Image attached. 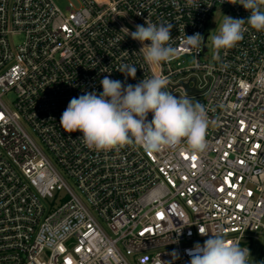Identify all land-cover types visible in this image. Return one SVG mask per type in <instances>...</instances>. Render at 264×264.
I'll use <instances>...</instances> for the list:
<instances>
[{"label":"built area","instance_id":"built-area-1","mask_svg":"<svg viewBox=\"0 0 264 264\" xmlns=\"http://www.w3.org/2000/svg\"><path fill=\"white\" fill-rule=\"evenodd\" d=\"M75 2L0 0V264H189L186 249L208 238L199 228L249 249L264 236V32L246 23L240 42L204 61L214 11L249 16L237 0ZM146 21L173 26L175 59L144 61L124 23ZM195 33L200 47L186 50ZM154 75L205 106L203 151H98L61 127L69 101L102 92L104 76Z\"/></svg>","mask_w":264,"mask_h":264},{"label":"clouds","instance_id":"clouds-1","mask_svg":"<svg viewBox=\"0 0 264 264\" xmlns=\"http://www.w3.org/2000/svg\"><path fill=\"white\" fill-rule=\"evenodd\" d=\"M187 5L199 7L196 0H187ZM239 5L250 14L247 19L224 15L218 34L211 37L217 54L221 49L233 48L243 39L246 23L264 32V0H240ZM145 23L146 26L135 25V31L125 29L133 40L143 45L144 61L158 65L175 59L177 49L169 43L173 26ZM202 41L201 34L195 33L186 35L183 43L185 49L190 50L198 49ZM117 70L134 79L137 68L122 65ZM100 84L103 89L100 93L91 91L73 97L59 122L68 133H82L81 139L89 149L107 151L138 146L154 154L176 149L182 143L193 152L205 149L208 128L205 106L194 103L187 94L179 97L167 91L168 81L162 75L142 79L135 85L104 76ZM199 232L208 238L203 244L197 242L186 249L189 264H248L249 249L242 248L239 242L221 234L209 235L203 228H199ZM172 255L178 258L177 253Z\"/></svg>","mask_w":264,"mask_h":264},{"label":"rangeland","instance_id":"rangeland-1","mask_svg":"<svg viewBox=\"0 0 264 264\" xmlns=\"http://www.w3.org/2000/svg\"><path fill=\"white\" fill-rule=\"evenodd\" d=\"M237 1L240 2V0H237ZM54 2L62 11H65L70 3L76 5L75 0H54ZM224 15L230 16L229 13H227L226 10L223 8H217L213 12V15L211 17V20L208 25V30H207V33L209 34L208 43H207L209 53L203 56L204 61H209L212 57L217 56V50L214 48L212 44L211 37L218 34L219 25L222 23L224 19ZM19 42H20V38H16L15 43H19ZM166 90L173 94V92L170 89H166ZM173 95L182 97L185 95V93L184 91L179 90V92ZM12 98L13 97L11 96L8 97V99H12ZM246 246L250 250L251 264H258L260 255L262 254L263 249H264V236H259L256 239L250 240V242H248Z\"/></svg>","mask_w":264,"mask_h":264},{"label":"water","instance_id":"water-1","mask_svg":"<svg viewBox=\"0 0 264 264\" xmlns=\"http://www.w3.org/2000/svg\"><path fill=\"white\" fill-rule=\"evenodd\" d=\"M124 26L127 29H129L130 31H135V29L131 25L127 24V23H124ZM176 88H181V89H183L184 91H186L190 95L194 93V89H189L188 84H183L182 83V84H180L178 86L172 87V89H176Z\"/></svg>","mask_w":264,"mask_h":264},{"label":"snow or ice","instance_id":"snow-or-ice-1","mask_svg":"<svg viewBox=\"0 0 264 264\" xmlns=\"http://www.w3.org/2000/svg\"><path fill=\"white\" fill-rule=\"evenodd\" d=\"M192 159L194 160V159H195V157H192Z\"/></svg>","mask_w":264,"mask_h":264}]
</instances>
